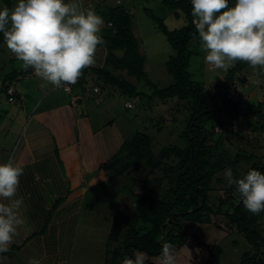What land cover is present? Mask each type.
<instances>
[{
	"label": "trees",
	"instance_id": "trees-1",
	"mask_svg": "<svg viewBox=\"0 0 264 264\" xmlns=\"http://www.w3.org/2000/svg\"><path fill=\"white\" fill-rule=\"evenodd\" d=\"M234 1L229 0V7L234 6ZM163 3L174 9L177 17L184 22L174 29L159 25L175 52L166 63L173 82L165 88H159L148 77L146 58L133 30L130 8L125 4H105L100 8L106 23L100 35L110 53L105 67L93 69L94 79L101 78L114 88L131 96H139L140 93L132 83L113 72L126 70L130 76L145 80L155 87L151 98H160L162 103L176 99L175 111H171L174 120L181 112L185 116L183 127L178 129H181L178 142L163 146L156 153L148 127H142L131 137H124L114 155L100 165L110 178L118 180L116 183L123 181L127 172L134 171L135 185L141 186L140 191L135 190V187L129 189L140 222L132 224L129 216L121 212L116 214L108 235L109 249L105 264H122L125 256L131 257L137 251L147 255L146 264H157L153 258H160L164 244L171 243L178 249L189 241L192 234L186 231L188 224L211 223L212 216L217 215L226 216L233 230L253 245L256 249L254 263L264 264V253L259 249L264 239L257 230L264 211L258 215L247 211L242 200L234 194L235 185L229 186L224 177L229 168L234 178H242L251 169L264 173V156H257L252 151L260 148V144L257 147L254 143L248 145V150L253 154L237 144L239 139L252 140L249 131L256 132L260 127L264 130V105L251 101L245 104L243 100H238L241 89L237 94H230L233 84L239 87L237 78L249 64L237 61L234 67L228 69L222 81L213 87L202 86L195 81L190 71L193 58L191 42L199 38L192 23L191 0H163ZM5 4L12 9L10 0H5ZM2 43L4 37L0 33ZM117 51H122V55L119 56ZM33 74L31 68L13 69L0 87V96L3 93L9 103L16 104L21 99V93L15 86L16 80H23ZM84 81L85 78L78 79L82 86ZM11 86L15 89L12 95L8 93ZM95 87L101 92L97 84L93 86V92ZM10 96L14 102L9 101ZM0 116L3 117L4 113ZM242 117H256V120L261 117V126H250L246 123L247 119L241 121ZM165 120L164 115L159 118L162 123ZM217 127L220 130L217 131ZM245 162L252 165L241 168ZM196 239L198 246H204L209 251L208 264H218L219 249L198 236ZM12 250L10 248L2 255L7 256Z\"/></svg>",
	"mask_w": 264,
	"mask_h": 264
},
{
	"label": "rangeland",
	"instance_id": "rangeland-1",
	"mask_svg": "<svg viewBox=\"0 0 264 264\" xmlns=\"http://www.w3.org/2000/svg\"><path fill=\"white\" fill-rule=\"evenodd\" d=\"M10 2L14 9L18 0H10ZM66 2H69V0H66ZM130 2V10L133 17V30L139 40L140 50L146 58L145 70L148 77L159 88H165L173 82L172 75L168 72L166 63L175 52L165 34L161 32L159 25H165L169 29H174L184 24L183 19L178 18L175 10L164 4L163 0H131ZM233 3L235 4L236 1ZM5 7V0H0V9ZM105 24L102 26V29L105 28ZM0 49L1 87L5 77L9 75L13 69L20 70L22 68V61L16 59L14 54L8 50L5 42L0 44ZM191 50L193 51V58L190 71L195 81L201 83L202 86L213 87L217 82L224 79L228 70H211L209 65H206L204 60L206 53L201 47L199 38H194L192 40ZM109 68L112 69V67ZM250 69L253 70L252 67ZM113 72L120 75L121 78L127 82L132 83L140 95L131 96L129 93H125L105 83L101 78L98 80L88 79L84 81L86 90H83V95L86 97L85 101L88 103L86 109L91 115L89 120L98 126L108 123L109 121H115L114 123L117 126V128L114 127L110 130L115 129L117 131L118 140L116 142L119 144L114 148H110V146L109 148H105V143H101L102 149H105L107 152L105 156L108 157L110 152L115 153L117 147L123 142L124 137H131L137 129L140 130L142 127H148V132L153 138V149L156 153H158L163 146L178 142L181 130L178 129L183 127L185 116L180 111L181 113H179L174 120L171 111H175L174 108H176L177 105L175 102L176 99H173L174 101L169 100L167 103H162L160 98H151V95L155 91V87L147 84L145 80H139L134 76H130L126 70L118 69ZM85 73L86 72H84V74ZM81 76L84 75L82 74ZM31 78L32 81L40 79L38 76H35V74H33ZM23 80H16L15 86H17L18 89L23 86V83L26 84L29 78H24ZM237 80L241 89L240 96H237L238 100H243L245 102L244 98L246 95L254 94L251 102H256L257 104L261 102L262 105H264V85L261 81L258 82V79L252 78L244 83V75L242 74H239ZM95 84L99 85L101 93L96 94L93 92V86ZM246 84L248 85L246 86ZM74 85L77 90L82 86V84L78 82ZM53 94L54 96L66 95L62 88L55 89ZM51 97L52 96H50L45 103L51 101ZM126 101L135 103V107L127 109L124 106ZM245 104L247 103L245 102ZM85 106L86 105H83L82 107ZM263 110L264 107H262V111ZM1 113H4V116H0V163H6L9 156L14 153L13 151L16 152V155L19 154L18 152H20L21 146L23 145L20 144L19 149H17L18 147L15 145V142L23 126L28 123L26 121L24 108L21 107L19 103L14 105L9 103L7 97L3 93L0 96V114ZM162 115H164L166 119L163 123L159 121ZM255 118L256 117H242L241 121L247 119L246 123L257 128L261 126L262 118L259 117L258 120ZM159 126H161V128H159ZM32 127L33 123L29 126L27 135H30ZM45 128H47V126H44V129ZM216 130L218 131L220 128L217 127ZM255 131L256 132L249 131V135L253 137L250 142L249 140L241 141V139H239L237 144L241 145L244 149L247 148L246 150L250 148L248 147L250 143L256 144V147L260 144V148L258 147L257 150L254 149L255 151H252L257 156H264V130L260 127V129L257 128ZM121 134H124L123 137ZM19 143L20 142H18V144ZM114 145H116V143H114ZM252 151L249 152L253 154ZM14 156L15 155H13V157ZM262 161L264 162V160ZM247 165H252V163L245 162L242 163L240 167L245 168ZM133 176L134 171L127 172L123 181L116 183L118 180H113L114 185L110 182L100 183L98 187L89 192L90 194L88 197H90L91 200L87 203L91 208L90 210H94L98 206L96 215L93 214L92 211L86 213V215H94V218L91 217L89 219V217H86L88 218V224L86 225L89 231L95 230L99 234V232H101L99 228L105 226L106 211L112 214V212L115 213L117 211L115 208H118V211L129 216L132 224L137 225L140 222L138 213L133 205L134 203L129 195V189L132 187H135L137 191L141 189L140 185H135L136 182ZM100 194L101 196L99 198ZM96 198L97 200H95ZM101 208H104V212L101 211ZM257 230L261 238L264 239V215L257 224ZM186 231L191 233L192 236L183 247L176 249L178 253V264H208L209 251L204 246H198L197 236L204 242L216 246L219 249L220 258L218 264H255L253 256L256 249L242 234L233 230L229 219L224 215L212 216L211 223L188 224ZM99 247L100 246H98L93 253H96ZM259 249L264 253V242ZM90 250L91 249H88V252H90ZM262 258L264 259V255H262ZM153 260L157 264H160V258H153ZM3 264L19 263L14 259L8 260L7 257V259L3 261Z\"/></svg>",
	"mask_w": 264,
	"mask_h": 264
},
{
	"label": "crops",
	"instance_id": "crops-1",
	"mask_svg": "<svg viewBox=\"0 0 264 264\" xmlns=\"http://www.w3.org/2000/svg\"><path fill=\"white\" fill-rule=\"evenodd\" d=\"M130 1L81 0V6L94 9L102 17L101 6L125 4L130 8ZM109 53L106 46L99 47L97 64L85 68L84 76L79 79L95 80L93 69L105 67ZM117 54L122 55V51H117ZM250 68L249 65L242 72L244 83L255 78L264 85V74L258 75V70ZM27 78L28 82L17 88L21 93L17 103L24 108L28 124L21 129L15 145L17 149L20 144L23 146L18 155L13 151L8 158L23 168L17 198L24 199L21 214L25 224L18 230L19 235L10 247L13 250L6 257L19 264H27L29 257L40 259L41 264H105L109 231L114 217L121 211L118 208L112 214L106 211L105 226L99 228V234L88 230L86 217L90 219L94 215L86 213L92 211L96 215L98 208L90 210L89 192L100 183L113 184V179L100 165L114 155L110 152L106 157L107 152L102 149L101 143H105V148H114L119 144L116 142L117 131L110 130L117 128L115 121L98 126L89 120L91 115L86 109L88 103L83 95L84 86L77 90L75 85H71V92L60 87L66 95L54 96L57 87L41 78L34 81L31 77ZM253 95H246L245 102L249 103ZM50 96L51 101L45 103ZM31 123L32 131L27 135ZM44 126L47 128L44 129ZM98 246L99 250L93 253ZM88 249H91L90 252Z\"/></svg>",
	"mask_w": 264,
	"mask_h": 264
},
{
	"label": "clouds",
	"instance_id": "clouds-1",
	"mask_svg": "<svg viewBox=\"0 0 264 264\" xmlns=\"http://www.w3.org/2000/svg\"><path fill=\"white\" fill-rule=\"evenodd\" d=\"M191 3L206 65L227 71L244 61L258 75L264 74V0H236L231 7L229 0ZM104 23L94 9L82 8L81 0H18L14 9H0V33L8 50L22 61L21 67L33 69L36 76L65 91L77 83L85 68L97 64L98 48L105 45L100 35ZM22 174L23 168L12 158L0 163V264L25 224L24 199L17 198ZM224 175L229 186L235 185L234 194L247 211L254 215L264 211V173L251 169L242 178H234L229 168ZM147 260L145 253L137 251L125 256L122 264H146ZM27 264L41 261L29 257ZM160 264H178L173 244L162 246Z\"/></svg>",
	"mask_w": 264,
	"mask_h": 264
},
{
	"label": "built area",
	"instance_id": "built-area-1",
	"mask_svg": "<svg viewBox=\"0 0 264 264\" xmlns=\"http://www.w3.org/2000/svg\"><path fill=\"white\" fill-rule=\"evenodd\" d=\"M109 25H112V23H109ZM210 69H214V68H212V67L210 66ZM71 88H72V86L70 85L69 88H68V91H67V92H71ZM239 91H240V88H239L238 85L235 83V84H233L232 87H231L230 94H237ZM14 92H15V89H14L13 86H11V87L8 89V93L12 95ZM94 92L99 93V88H96V87H95V88H94ZM9 101L14 102V98L10 96ZM73 101L76 102V98H74ZM124 106H125L126 108H132V107H134V103L131 102V101H126V102L124 103Z\"/></svg>",
	"mask_w": 264,
	"mask_h": 264
}]
</instances>
